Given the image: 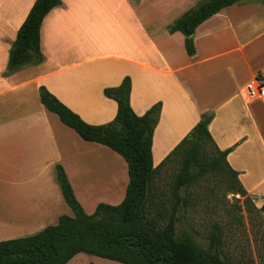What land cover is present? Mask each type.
Listing matches in <instances>:
<instances>
[{"label":"crops","instance_id":"0c3cea01","mask_svg":"<svg viewBox=\"0 0 264 264\" xmlns=\"http://www.w3.org/2000/svg\"><path fill=\"white\" fill-rule=\"evenodd\" d=\"M203 0H62L44 18V60L6 74L10 49L35 0H0V241L34 235L73 216L57 180L61 165L88 214L120 204L128 164L116 151L85 141L41 102L45 86L86 123L118 112L104 94L129 76L138 115L157 103L153 138L157 167L213 114L209 131L239 172L248 194L264 205V100L249 102L246 84L264 78V2L229 6L194 33L196 53L169 26ZM67 264H122L78 253Z\"/></svg>","mask_w":264,"mask_h":264},{"label":"trees","instance_id":"16d2710c","mask_svg":"<svg viewBox=\"0 0 264 264\" xmlns=\"http://www.w3.org/2000/svg\"><path fill=\"white\" fill-rule=\"evenodd\" d=\"M246 1L250 0H203L170 24L169 32H181L185 36L186 51L193 56L196 53L194 33L198 26L223 9ZM61 4L62 0H35L10 49L7 75L43 62L42 22ZM131 89L129 76L119 86L105 88L104 94L118 104L117 115L109 123L91 125L45 86L40 87L41 102L64 124L85 141L108 146L126 160L130 180L120 204L100 203L94 213L88 214L77 199L64 168L57 165V180L73 216L61 215L56 224L34 235L0 241V264H67L78 253L122 264H234L223 252L225 234L221 223L211 225L206 247L178 228L180 208L187 209L191 189L208 175L221 177L227 192L246 200L250 198L239 172L227 160L233 148L221 150L209 131L213 114H204L155 167L152 147L162 104L159 102L145 114L138 115L130 103ZM178 157L182 166L171 191L172 204L167 208L165 195L160 193L156 180L166 162ZM202 198L200 194L198 203ZM261 210L264 211V205Z\"/></svg>","mask_w":264,"mask_h":264},{"label":"rangeland","instance_id":"374dc122","mask_svg":"<svg viewBox=\"0 0 264 264\" xmlns=\"http://www.w3.org/2000/svg\"><path fill=\"white\" fill-rule=\"evenodd\" d=\"M181 166V158L171 159L158 173L156 186L165 195L163 200L167 208L172 204L171 191ZM191 191L187 209L179 210L178 228L206 247L211 225L219 222L225 234V257L234 264H264V211L258 199L249 194L246 200V197L227 192L222 178L214 175H208ZM200 194L203 198L198 203Z\"/></svg>","mask_w":264,"mask_h":264},{"label":"built area","instance_id":"2783aa9c","mask_svg":"<svg viewBox=\"0 0 264 264\" xmlns=\"http://www.w3.org/2000/svg\"><path fill=\"white\" fill-rule=\"evenodd\" d=\"M245 97L249 102L264 100V78L257 75L244 88Z\"/></svg>","mask_w":264,"mask_h":264}]
</instances>
